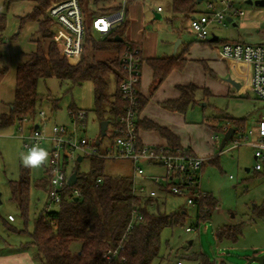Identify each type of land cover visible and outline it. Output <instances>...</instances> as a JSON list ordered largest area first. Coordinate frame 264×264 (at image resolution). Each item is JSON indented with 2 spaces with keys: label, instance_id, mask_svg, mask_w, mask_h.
Wrapping results in <instances>:
<instances>
[{
  "label": "rangeland",
  "instance_id": "1",
  "mask_svg": "<svg viewBox=\"0 0 264 264\" xmlns=\"http://www.w3.org/2000/svg\"><path fill=\"white\" fill-rule=\"evenodd\" d=\"M55 1L57 0L53 2ZM18 2L20 3H12L9 8L3 7V11L9 18V23L14 20L17 6L26 8L34 0ZM118 2L120 0L99 2L95 8H107L113 4H119ZM211 3L214 4L217 11L224 8L221 0H204L195 5L191 15L210 16L213 11L209 10L208 6ZM233 4L236 9L245 13L241 18L236 16L233 18L234 23L239 26L238 31L242 33L247 44L258 45L256 44L258 39L264 36V7L249 5L243 3L242 0H233ZM126 5L127 11L133 5L138 7V18H135L134 22L133 19L129 20L128 15L126 17L128 32L131 29L130 24L133 25L136 22L140 28V30L138 29L140 34H151L155 46L159 47L158 54L161 56L168 54V51L164 50L165 46H173L172 53L175 52L179 39L173 40L172 32L186 31L190 23L184 14L175 10L174 0H127ZM49 8L45 12V17ZM159 8L160 11H158ZM156 14H160L161 19H156ZM89 23H92V17H90ZM213 24L212 28L217 26L214 32L220 36V39H236L237 28L233 27L232 23L227 22L226 26ZM15 28V25L10 23L8 31L14 35L22 31L15 30ZM50 31L53 34L54 42L59 47L60 43L56 40L60 36L53 30V25L50 26ZM258 31L261 32L258 33ZM96 36L101 39L99 34L96 33ZM12 37L14 38V36ZM127 38L128 40H126L130 41L129 35ZM47 44L48 42L46 46ZM88 52L90 55L91 52ZM98 57V59H102L101 54ZM197 64L203 73L204 70L208 72L206 63L199 61ZM243 86L241 90L227 88L225 91L214 94H206L207 86L199 89L196 93V102L189 106L186 113H180L183 120L176 119V122H184L183 125L179 126L178 124L174 128L175 131L166 127L175 136L184 138L186 143L182 144L183 149L191 150L197 156L208 159L201 174L202 190L216 198L218 208L211 219L205 222L199 221L196 207L188 206L183 198L169 197L166 206L167 212L173 213L179 209H185L188 215L182 224L164 230L160 258L153 264H177L179 261L183 264H200L190 258L193 253L208 255L211 264H220L221 261H225L227 264H247V256L255 253L260 256L264 255V169L260 173L255 171V150L247 144L233 148V143L229 142L223 151L220 150L225 135L222 129L227 126L232 128L233 120L243 121L245 123L243 132L249 134L255 126L257 127L258 121L264 119V101L256 98L249 89L246 90L245 84ZM115 89L116 80L113 77L110 91L113 93ZM39 92L44 96L57 99L59 103L57 111H54L49 103L44 106L47 115L45 121L47 134L51 133L50 130L54 125H69L70 108H74L88 112L87 131L82 136L92 141L103 139L101 135L102 122L95 112L94 89L91 82L71 87L68 83L61 85L58 80L51 79L40 83ZM156 105L158 106V104ZM158 111L159 109H155V112ZM165 111L169 112L167 109ZM168 116L170 115L168 114ZM157 125L161 126L159 123ZM19 128L20 125L16 124L0 130V193L2 195L0 254L25 252L32 258L33 264H41L36 248L26 246V244L30 241L29 234L33 233L35 222L42 214L48 201L45 188L40 186L42 182L46 181L48 164L38 169H29L31 190L28 215L25 219L19 204L12 199L10 182L19 181L22 170L27 169L20 162L21 153L27 151L21 136L30 134L32 127L26 124L23 134ZM241 132H238L237 136ZM41 147L46 148L49 152L50 143L47 141ZM93 160L92 157H86L84 161L77 162L76 166L81 173H94L95 162ZM145 170L148 174L151 173V169L145 168ZM163 171V169H158L157 172L160 174ZM134 173L132 161L107 159L103 160L102 169L98 175L111 178H133ZM137 182L138 184L142 183L141 180ZM155 187L152 183H146L147 190ZM10 216L14 218L13 222L9 221ZM230 224L242 225L243 234L239 241L237 243L219 242L215 238L217 230ZM188 228L192 231L188 232ZM80 249V243L71 245L73 253H78Z\"/></svg>",
  "mask_w": 264,
  "mask_h": 264
},
{
  "label": "trees",
  "instance_id": "2",
  "mask_svg": "<svg viewBox=\"0 0 264 264\" xmlns=\"http://www.w3.org/2000/svg\"><path fill=\"white\" fill-rule=\"evenodd\" d=\"M0 1L12 4L20 0ZM53 1L34 0L36 6L33 11L29 15L21 17V28L28 21L38 22V33L41 35V40L38 42L37 51L29 56L27 62L18 67L15 100L10 105L8 113L0 114V130L16 124L25 129L27 124L32 127V132L39 125L41 126L39 113L44 111L46 104L49 103L53 110L57 111L59 109L58 100L44 96L39 92L40 83L51 79L58 80L61 85L68 83L71 87L91 82L94 89L96 114L101 122L107 121L110 127L115 128L127 107L120 92V84L124 79L122 56L128 46L137 47L125 38L126 19L122 26L104 38L100 37L101 39L96 36L93 20L98 16L120 10L121 5L113 4L107 8L96 9L95 7L101 1L80 0L85 25L84 48L82 60L74 65L62 54L54 42L53 34L50 31L53 21L45 17V12ZM196 1L174 0V8L176 11L188 15L193 13ZM90 17H92V23H89ZM7 24V14L0 13V45L6 42ZM18 35L19 33L14 38ZM208 43L211 44V40ZM227 43L241 42L226 41L223 44ZM88 51L91 52L90 55ZM99 54L102 55L101 60L98 59ZM149 63L154 71V89H157L169 73L177 68L174 58L150 60ZM1 72H4V69H1ZM113 77L116 80V89L112 93L110 86ZM179 90L181 92L179 99L165 101L162 106L169 111L184 114L189 106L196 102V93L199 88L192 85L180 86ZM206 94H210V92L207 90ZM143 105L144 102L140 97L139 112ZM70 109V111L77 110ZM231 124L232 128L236 130L235 134L244 130L245 123L243 121L233 120ZM138 127L139 129L143 127L156 130L168 141L170 148L183 149L180 147L179 138L166 128L149 120L140 121L139 118ZM229 128L227 126L222 131L225 133ZM93 159L95 172L81 173L76 166L73 173L78 175L77 183L74 186L65 187L60 208L50 212L46 211L52 176L48 163L46 181L40 184L47 192L48 201L42 214L35 222L33 233L29 234L30 241L26 246L36 248L41 264H153L160 258L164 230L182 224L188 215L187 211L179 209L173 213L167 212L168 198L173 196L164 195L160 189L157 190L159 194L155 198L137 194L134 191V178H111L98 175L104 159ZM261 171L256 172L260 173ZM99 180L101 181L99 182ZM10 186L12 199L19 204L22 215L26 219L31 190L30 170L23 169L20 180L10 182ZM75 189L81 193L78 198L73 194ZM196 208L198 220L205 222L212 218L218 208V201L206 192L205 199ZM135 209H138L144 218L124 238L132 212ZM242 234V225L230 224L220 227L215 238L219 242L237 243ZM121 241H123L124 250L121 251L119 259L112 263L105 262L103 256L107 250ZM73 243L81 244L78 253L71 251ZM190 256L200 264H211L210 257L204 253H193ZM220 264H227V262L221 261Z\"/></svg>",
  "mask_w": 264,
  "mask_h": 264
},
{
  "label": "built area",
  "instance_id": "3",
  "mask_svg": "<svg viewBox=\"0 0 264 264\" xmlns=\"http://www.w3.org/2000/svg\"><path fill=\"white\" fill-rule=\"evenodd\" d=\"M105 2L108 0H99ZM243 3L258 0H242ZM127 0H121V9L96 17L93 20V28L97 34L104 38L125 23ZM223 9L215 10L214 4H209V10L213 11L210 16L201 15L191 20L190 28L196 38L201 42H207L210 37V26L213 23L225 25L227 18L243 17L244 11L236 9L233 0H221ZM161 9L159 8L158 11ZM46 17L60 27L62 32L58 33L56 40L62 54L71 61V57L82 56L84 48V14L80 0H57L52 3ZM234 21V19H233ZM57 39V37H56ZM219 59L227 62L248 65L251 69L252 78L249 90L260 100L264 101V45H251L245 43L223 44L218 50ZM122 69L124 79L120 84L122 98L127 103L125 113L120 117L118 126L115 128L108 125L106 135L103 139L92 141L82 136L85 135L88 125V113L85 110L70 111L69 125H54L49 134L46 133L45 111L39 113L41 126L34 129L28 135H22L24 148L28 150L37 143L35 136L39 135V146L45 142L50 143L49 169L51 170V189L49 191V203L46 211L50 212L60 208L65 192L69 186L68 180L76 168L78 158L86 157L99 159H124L134 164L135 192L148 198L158 196L157 190H162L164 195L183 198L188 206L197 207L206 197V192L201 187V174L207 158L196 156L193 152L185 149H172L169 146H149L142 144L139 139V108L141 84V53L139 48L128 46L122 56ZM257 133L243 132L239 136L234 135L230 141L233 148L247 144L255 150L256 171H261L264 166V119L258 122ZM24 127L19 131L24 133ZM106 139V141H104ZM106 142V143H105ZM145 168L151 170L163 169V174L154 171L147 173ZM71 170V172H69ZM138 179L142 183L138 184ZM101 180H99L100 182ZM146 183H152L155 188L147 190ZM77 198L80 196L78 189L73 193ZM152 207L154 205H151ZM205 211L207 209L205 208ZM144 216L138 209L132 212L127 226L129 233ZM10 221H14L12 216ZM188 232L192 229L188 228ZM123 241L111 246L104 254L105 262L112 263L119 259L121 251L124 250ZM124 260V259H123ZM177 264H182L179 261Z\"/></svg>",
  "mask_w": 264,
  "mask_h": 264
},
{
  "label": "crops",
  "instance_id": "4",
  "mask_svg": "<svg viewBox=\"0 0 264 264\" xmlns=\"http://www.w3.org/2000/svg\"><path fill=\"white\" fill-rule=\"evenodd\" d=\"M109 1V0H108ZM121 1V0H120ZM20 3V2H14ZM120 4V2H118ZM17 4V5H18ZM8 5V6H7ZM12 4H8L5 1H0V13H5L3 7H11ZM36 3L32 2L28 7L17 6L16 13L14 15V20L10 23L15 25V30H22L19 32L18 38H13L15 36L10 33V23L8 18L7 29L5 31L6 42L0 45V114L8 113L10 110V105L15 100V87L17 81V71L18 67L29 60V56L37 51L38 42L41 40V35L38 33L39 24L36 21H28L21 28V17L29 15L35 8ZM127 8V5H126ZM138 7L133 5L126 14L129 16V20L137 17ZM192 14V13H191ZM185 15V18L191 23V20L197 15ZM161 17L160 14H156ZM192 16V17H191ZM53 25V30L57 33L62 32L59 26ZM130 32H128V24L125 27V38L129 40L140 49L141 53V84L139 86L140 97L144 102L142 110L139 112V120H149L155 124L159 123L164 128L168 127L172 131L176 126H182L183 123L176 122V119L180 121L183 120L180 113L175 111L166 112L162 105L165 101L175 100L181 97V92L179 90L180 86H196L199 89L207 86V90L210 93H218L225 91L227 88H235L229 82L228 79L234 80L236 83L240 84L241 90L245 84L246 90L249 89L250 81L252 78L251 69L248 65L238 64L235 62H227L219 59L218 50L223 45L224 42H242L247 44L242 33L239 30L237 23H232L233 27L237 28L236 39L222 40L220 36L216 35L214 32V24L210 26L211 44L207 42L199 41L195 34L192 32L190 25L186 31H174L172 32L173 40L179 39L178 46L173 52V46H165L167 55L161 56L158 54L159 47L155 46L151 34L144 35L138 32L137 23H132ZM226 26V25H225ZM261 31H258L260 33ZM13 34V35H12ZM191 35V37H190ZM12 37V38H11ZM213 38H216L212 41ZM201 44V45H200ZM256 44H264V36L258 39ZM206 45V46H204ZM76 60H72V59ZM174 58L177 63V68L173 69L163 83L154 89V71L151 67L149 61L156 59H172ZM82 60V56L76 55L71 57V62L74 65L78 64ZM206 63L208 67V72L204 73L197 62ZM196 65V66H194ZM196 67V68H194ZM198 68V69H197ZM4 69V72H1ZM196 69V70H195ZM197 71V73H196ZM252 93V92H251ZM254 95V94H253ZM255 96V95H254ZM256 97V96H255ZM257 98V97H256ZM156 101V102H155ZM158 104V106L156 104ZM155 109H159L155 112ZM168 113L170 116H168ZM185 120V119H184ZM260 121V120H259ZM258 121V122H259ZM258 126V125H257ZM228 130V129H227ZM226 130V132H227ZM258 127H254L251 131L257 133ZM175 131V130H174ZM225 132V133H226ZM179 138L180 147L183 148L186 142L184 138L177 136ZM139 139L142 144L149 146H168V141L156 130H151L141 127L139 129ZM191 151V150H189ZM192 152V151H191ZM196 155V154H195ZM197 156V155H196ZM204 170V168H203ZM152 171V170H151ZM156 171V170H153ZM158 171V169H157ZM156 171V173H158ZM203 172V171H202ZM161 172L160 174H163ZM159 174V173H158ZM138 181H140L138 179ZM142 181V180H141ZM202 187V183H201ZM13 222V221H10ZM253 256H260L259 254H253L247 256V264L249 259ZM0 264H33L32 258L25 252L20 253H8L0 254ZM229 264V263H228Z\"/></svg>",
  "mask_w": 264,
  "mask_h": 264
},
{
  "label": "water",
  "instance_id": "5",
  "mask_svg": "<svg viewBox=\"0 0 264 264\" xmlns=\"http://www.w3.org/2000/svg\"><path fill=\"white\" fill-rule=\"evenodd\" d=\"M204 0H197L196 4H200L202 3ZM249 5H255V6H259V7H264V0H258L255 2L252 1H248ZM156 19H161V17L159 15H156ZM227 22L228 23H233V19L232 18H227ZM118 40H122L120 38H117ZM216 38H213L212 41H214ZM228 82L235 87L236 89H239L241 86L239 83H236L234 80H232L231 78L228 79ZM108 125L109 123L107 121H104L101 123V135L105 136L106 135V131L108 129ZM236 133V130L234 128H229L227 130V132L224 135V138L222 140L221 146H220V150L223 151L225 149V147L227 146V144L233 139L234 135ZM83 158L79 157L78 158V162H82ZM249 171V170H247ZM78 181V175L77 173H73L69 180H68V184L69 186H74ZM2 195L0 193V205L2 204V199H1ZM248 264H264V255L263 256H253L251 257V259H249Z\"/></svg>",
  "mask_w": 264,
  "mask_h": 264
},
{
  "label": "clouds",
  "instance_id": "6",
  "mask_svg": "<svg viewBox=\"0 0 264 264\" xmlns=\"http://www.w3.org/2000/svg\"><path fill=\"white\" fill-rule=\"evenodd\" d=\"M37 143L33 144L28 150L20 155V162L23 167L28 169H38L49 163V152L46 148L39 146V135L35 136Z\"/></svg>",
  "mask_w": 264,
  "mask_h": 264
}]
</instances>
